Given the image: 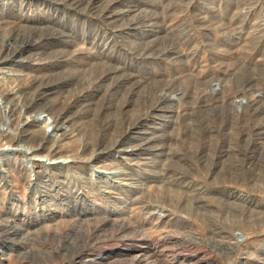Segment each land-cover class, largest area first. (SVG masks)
Segmentation results:
<instances>
[{"label": "rangeland", "instance_id": "rangeland-1", "mask_svg": "<svg viewBox=\"0 0 264 264\" xmlns=\"http://www.w3.org/2000/svg\"><path fill=\"white\" fill-rule=\"evenodd\" d=\"M20 1L0 0V92L19 100L7 112L14 146L31 144L36 129L24 111L52 114L58 150L45 142L70 161L48 175L38 162L33 180L20 166L14 195L29 208L20 230L0 229L5 264L128 253L122 260L264 264V0H34L23 11ZM92 154L136 182L131 211L113 190L119 182H110L112 199L82 182ZM38 189L64 209L35 210ZM12 197L0 203L11 221ZM239 227L247 240L237 246Z\"/></svg>", "mask_w": 264, "mask_h": 264}, {"label": "bare ground", "instance_id": "bare-ground-1", "mask_svg": "<svg viewBox=\"0 0 264 264\" xmlns=\"http://www.w3.org/2000/svg\"><path fill=\"white\" fill-rule=\"evenodd\" d=\"M28 2L30 4V3L34 2V0H21L20 1V6H21L20 10L21 11H23L22 7L25 6L24 4L28 3ZM29 12L30 11L28 10V13ZM0 61H2V60H0ZM4 75L8 76V74H6L5 71L2 68H0V80H2V79L6 80L7 79V77ZM4 84H6V82ZM9 86H11V85H9ZM1 93L5 95V99L8 103L6 104V106L0 105V119L3 120L4 117H6V119H7V121H6L7 124H5L6 128H4V129L2 128L3 126H5L4 122L2 123V125L0 124V136L5 135V134H9L10 144L6 145V146L3 145V147H0V188L2 189V192H3L2 197L0 196L1 197L0 203L6 204L8 202V197L10 195L13 196L10 199V203L8 205V211H9V214H11L13 216V218H15V220L11 221L12 219L10 220L8 218L3 219L4 215H2V217L0 216V229L3 232H5L6 234H8V236H9L10 234L12 235L14 231L20 230V223L18 222V217L21 216L22 212H27V210L29 208V205L25 204L22 201V196L21 195H14V190H13V187L18 188V189L22 188L21 184H22L23 176H22V168L21 167H23V169L26 168L28 171H30V173L28 174V177H30V180H33V179H35L34 178L35 177L34 168L36 167L38 162L43 163L42 172L44 174L48 175L50 170H51V167H50L51 165L59 164V163H66V162L70 161L69 160L70 157L69 158H67V157L62 158L61 157L62 159L61 158H57V159L53 158V156L56 155L54 149L58 147L57 140L60 138L61 133H58V131L56 130L57 129L56 117L52 114H48V113L45 114L44 112L38 113L36 115H32V114H30V111H24L23 110L24 114H22V115L25 116L24 117L25 122L27 124H29V126H31V127H33V125H34L36 129L34 131H31V133H30L32 135L30 137L31 139H29V142L31 144L26 145L25 143L28 142V139H25L26 141L21 140L22 143L20 141L17 144L15 143L16 145L14 146V142H15V140H17L19 133L17 132L16 128L14 126H12V125H14V124H12L13 118L11 119V116H8V114L11 113V109H10L11 107H9L10 105H8V104L13 103V104H15V106H18L17 104H18L19 100H18L17 94H16V96H13L12 93H9L7 90H4L3 88L1 89L0 94ZM22 96H24V95H22ZM4 111H5V114H4ZM7 112H8V114H7ZM39 133H41L42 138L37 140L35 138L40 137ZM26 136H28V135H25V137ZM32 139L34 141H32ZM48 139L52 140L53 145L56 144V147L54 149L50 148V146H53V145L46 144L45 141ZM11 143H12V145H11ZM40 150H45V151L48 150V151L44 154H40L39 153ZM57 150H58V148H57ZM51 153H55V154H53V156H51L52 155ZM94 157H95V155H93V154L91 155V157L89 156V158L86 157V159L88 160V163H91L93 165H91L89 167L91 169H90L89 173L87 174V177L85 178L86 180L83 181L84 180L83 179L82 182H86L88 185H90L91 189H93L96 192H100L101 195L108 196L109 199L114 198V197H112L111 194L117 193V192L112 193L110 191V190H112V188L110 186V182L112 180L119 182L116 185V187L113 188V190L120 192V193H118V195L120 197V201L125 202L126 204L124 207H127L128 210L131 211L132 207L137 204L136 200H137L138 196L131 197L130 193L132 191H137V190L139 192V190H140L139 187L136 185V182L131 177H126V175H129V174L123 175L124 173L119 174V172L115 169L104 170V169L99 168V165H97V163L94 164V162H98L100 159L99 158L95 159ZM6 158L9 161H11L12 165H10L6 162ZM11 168H12V171L14 174L13 178H11V176H10L12 174V171L10 170ZM55 168L57 170H59L61 167L59 165H57V166H55ZM10 179L12 181L8 182V180H10ZM50 181H52V180H50ZM51 184L54 186V183H51ZM29 187H31V186H29ZM76 188H77V195H79L80 192L82 191V188H80L79 185L76 186ZM47 189L50 190V188H47ZM40 191L41 190H39V189L37 191H34V196L32 198V206L35 210H38L39 212H43V213H50V212L53 213V212H57L59 209H64V207H63L64 202H62L60 199H55V198H51L50 199L51 202H47L45 197L41 195L42 193ZM123 195H124V198H122ZM245 197H247V196H245ZM114 200L117 201L116 199H114ZM156 213H159V215H158L159 218H162L164 216V213L162 210L160 212L158 211ZM232 231L233 232H231V238L235 240L234 245L239 246V244L242 241L247 240L246 233H244V231L240 227L237 228V230L232 229ZM263 250H264V248H263ZM129 255H131V254L130 253L125 254L121 258V255L118 257H115V256L112 257V256L107 254V255H104V256L99 257V258H94L92 261L86 262V264H107L108 262H110L111 264H116V263L117 264H156L154 259H153L152 254H149V255L145 254L142 257L135 256L131 260L128 258L130 261H127V262L125 260H122L123 258L126 259V257H128ZM250 255H252V253ZM3 257H4V252H3ZM3 257L0 256V264H5ZM184 261L180 262L179 264H198L197 261H196V263L190 262V261L189 262H184ZM234 261H236V259H234Z\"/></svg>", "mask_w": 264, "mask_h": 264}]
</instances>
